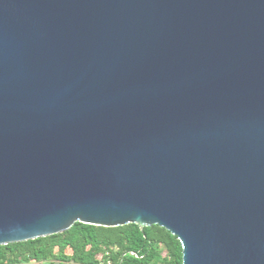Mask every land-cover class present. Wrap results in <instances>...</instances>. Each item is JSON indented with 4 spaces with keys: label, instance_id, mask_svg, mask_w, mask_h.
<instances>
[{
    "label": "water",
    "instance_id": "95a60500",
    "mask_svg": "<svg viewBox=\"0 0 264 264\" xmlns=\"http://www.w3.org/2000/svg\"><path fill=\"white\" fill-rule=\"evenodd\" d=\"M76 223L264 264V0H0V246Z\"/></svg>",
    "mask_w": 264,
    "mask_h": 264
},
{
    "label": "trees",
    "instance_id": "16d2710c",
    "mask_svg": "<svg viewBox=\"0 0 264 264\" xmlns=\"http://www.w3.org/2000/svg\"><path fill=\"white\" fill-rule=\"evenodd\" d=\"M0 264H183V255L178 238L158 225L76 223L62 234L0 246Z\"/></svg>",
    "mask_w": 264,
    "mask_h": 264
}]
</instances>
